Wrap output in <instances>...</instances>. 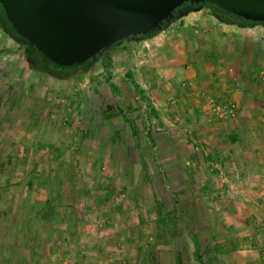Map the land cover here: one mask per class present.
<instances>
[{
    "label": "rangeland",
    "instance_id": "374dc122",
    "mask_svg": "<svg viewBox=\"0 0 264 264\" xmlns=\"http://www.w3.org/2000/svg\"><path fill=\"white\" fill-rule=\"evenodd\" d=\"M186 20L61 79L0 29V264H264L246 109L204 87L264 85V27Z\"/></svg>",
    "mask_w": 264,
    "mask_h": 264
},
{
    "label": "water",
    "instance_id": "95a60500",
    "mask_svg": "<svg viewBox=\"0 0 264 264\" xmlns=\"http://www.w3.org/2000/svg\"><path fill=\"white\" fill-rule=\"evenodd\" d=\"M201 0H0L15 34L50 63L60 67L86 64L111 46L145 40L175 23L174 12ZM236 17L264 23V0H203ZM12 38V37H11ZM25 66L38 69L30 58ZM86 65L74 76L89 70Z\"/></svg>",
    "mask_w": 264,
    "mask_h": 264
},
{
    "label": "crops",
    "instance_id": "0c3cea01",
    "mask_svg": "<svg viewBox=\"0 0 264 264\" xmlns=\"http://www.w3.org/2000/svg\"><path fill=\"white\" fill-rule=\"evenodd\" d=\"M200 13V12H198ZM187 24H197L199 26H209V31H215V29L219 30V32H224L226 28H234V26H229L222 24L211 17V19H201L200 21H196L194 17L186 18ZM192 20V21H191ZM191 21V23H188ZM198 22V23H196ZM218 27H221L219 29ZM236 28V27H235ZM239 31L242 28H238ZM241 29V30H240ZM201 30V29H200ZM216 30V31H217ZM207 33V32H206ZM198 38V37H197ZM204 41V45L214 47V45L219 46L220 43L229 42L231 37L226 36L224 38H220L219 34L208 33L202 37ZM202 40L195 39L193 40V44L198 46ZM209 90L213 95H220L222 98L227 97L232 104L236 105L237 109L243 106L246 110L241 109L239 111L238 116L241 121L247 123L246 131L242 129H238L237 132L233 136L230 137V140L236 145L249 144L250 149L246 151H239V154L243 153L247 159L251 160L252 166L249 168L252 170V177H256V183L261 184L264 181V173L260 174L259 172H264V85H249V83L245 85H204V87ZM212 95V96H213ZM228 95L230 98H228ZM263 96V97H262ZM246 97V98H245ZM245 98V102L243 103ZM262 99V100H260ZM245 104V105H244ZM245 111V112H244ZM243 149V147H242ZM246 153V154H245ZM241 170H245L246 167L241 163ZM230 261V260H229ZM227 261H223L222 263L218 261V263L225 264ZM231 264H251L249 261L245 262L240 260H231Z\"/></svg>",
    "mask_w": 264,
    "mask_h": 264
},
{
    "label": "trees",
    "instance_id": "16d2710c",
    "mask_svg": "<svg viewBox=\"0 0 264 264\" xmlns=\"http://www.w3.org/2000/svg\"><path fill=\"white\" fill-rule=\"evenodd\" d=\"M201 10H207L209 16H211L212 18H214L218 22L225 24V25L234 26L236 28H242V27H246V26H255L256 24H259V23H254L251 21L243 20L242 18L236 17V16H234V15H232L226 11H223V10L213 6V5L207 4L203 0H201L198 4L185 3L181 7L176 9V11L174 12L175 23L181 22L183 19L187 18L190 15L196 14V13L200 12ZM0 27L4 30V32L8 36L12 37L13 39H20L15 34V32L13 31L10 24L7 22L1 6H0ZM169 27L170 26L164 24V28H165L164 30L168 29ZM156 36L157 35L152 34V35H150V38H154ZM143 40H145V39L142 36L135 37V41H137V42H140ZM123 43H127V42L125 41ZM115 47H117V46L116 45L111 46L110 50L114 49ZM30 49L34 52V54H37L41 58V60L46 64V67L48 66V64L53 65V67L56 69L55 71H49L48 68H47V70L51 75L56 76L57 78H60V79L63 77H67L68 75H71L72 73H74V69L78 66H82V65L86 66V65L90 64V67H89V69H90L91 65H94L98 61H101L102 59H104L105 56L110 51L109 50V51L102 52L100 55L96 56V59L94 61L90 60L86 64L73 65L71 67H60V66H56V65L50 63L49 61H47L35 49H32V48H30ZM132 86H133V88L138 89L137 85H132Z\"/></svg>",
    "mask_w": 264,
    "mask_h": 264
},
{
    "label": "flooded vegetation",
    "instance_id": "af4514ba",
    "mask_svg": "<svg viewBox=\"0 0 264 264\" xmlns=\"http://www.w3.org/2000/svg\"><path fill=\"white\" fill-rule=\"evenodd\" d=\"M255 26H261L264 27V23H259L256 24ZM0 29L3 31V33L13 42L17 45V47L19 48V52H20V56L22 58V61L25 63L26 58H30L33 60L34 62V66L38 69L37 71L40 72L43 75L49 76V77H53V78H57L56 76L51 75L46 67V64L41 60V58L37 55L34 54V52L30 49V48H26V44L22 43L20 39H13L10 36H8L4 30L0 27ZM139 39V38H138ZM90 65V64H89ZM85 65L82 66H78L74 69V73L76 72L77 69L84 67ZM73 73V74H74ZM58 79V78H57Z\"/></svg>",
    "mask_w": 264,
    "mask_h": 264
}]
</instances>
